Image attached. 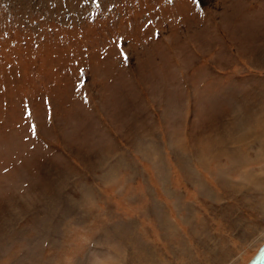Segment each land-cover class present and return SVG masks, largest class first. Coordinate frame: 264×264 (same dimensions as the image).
I'll return each instance as SVG.
<instances>
[{
  "label": "rangeland",
  "instance_id": "1",
  "mask_svg": "<svg viewBox=\"0 0 264 264\" xmlns=\"http://www.w3.org/2000/svg\"><path fill=\"white\" fill-rule=\"evenodd\" d=\"M262 244L264 0H0V264Z\"/></svg>",
  "mask_w": 264,
  "mask_h": 264
},
{
  "label": "water",
  "instance_id": "2",
  "mask_svg": "<svg viewBox=\"0 0 264 264\" xmlns=\"http://www.w3.org/2000/svg\"><path fill=\"white\" fill-rule=\"evenodd\" d=\"M246 264H264V244L259 247L257 252Z\"/></svg>",
  "mask_w": 264,
  "mask_h": 264
},
{
  "label": "bare ground",
  "instance_id": "3",
  "mask_svg": "<svg viewBox=\"0 0 264 264\" xmlns=\"http://www.w3.org/2000/svg\"><path fill=\"white\" fill-rule=\"evenodd\" d=\"M242 151H239L237 154L240 156Z\"/></svg>",
  "mask_w": 264,
  "mask_h": 264
},
{
  "label": "crops",
  "instance_id": "4",
  "mask_svg": "<svg viewBox=\"0 0 264 264\" xmlns=\"http://www.w3.org/2000/svg\"><path fill=\"white\" fill-rule=\"evenodd\" d=\"M256 146V145H255Z\"/></svg>",
  "mask_w": 264,
  "mask_h": 264
}]
</instances>
